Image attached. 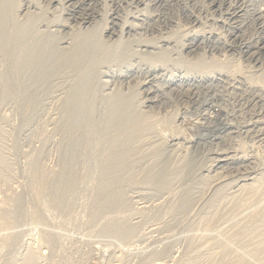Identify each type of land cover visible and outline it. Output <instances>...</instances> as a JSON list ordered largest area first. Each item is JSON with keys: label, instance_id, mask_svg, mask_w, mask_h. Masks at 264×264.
Returning <instances> with one entry per match:
<instances>
[{"label": "rangeland", "instance_id": "374dc122", "mask_svg": "<svg viewBox=\"0 0 264 264\" xmlns=\"http://www.w3.org/2000/svg\"><path fill=\"white\" fill-rule=\"evenodd\" d=\"M0 264H264V0H0Z\"/></svg>", "mask_w": 264, "mask_h": 264}, {"label": "bare ground", "instance_id": "6f19581e", "mask_svg": "<svg viewBox=\"0 0 264 264\" xmlns=\"http://www.w3.org/2000/svg\"><path fill=\"white\" fill-rule=\"evenodd\" d=\"M75 11H76V10H75ZM90 20H91V19H90ZM84 22H85V21H84ZM85 23H86V22H85ZM110 34H114V32H112V33L110 32ZM110 34H109V35H110ZM118 38H119V37H118ZM120 38H121V37H120ZM120 38H119V40H120ZM116 41H117V40H116ZM117 43H118V42H117ZM194 43H195V42H194ZM191 44H192V43H191ZM181 142H182V141H181ZM233 159H234V158H233ZM221 160H222V159H221ZM224 160H225V159H224Z\"/></svg>", "mask_w": 264, "mask_h": 264}, {"label": "built area", "instance_id": "2783aa9c", "mask_svg": "<svg viewBox=\"0 0 264 264\" xmlns=\"http://www.w3.org/2000/svg\"><path fill=\"white\" fill-rule=\"evenodd\" d=\"M214 110H215V112H217V114H219V110H218V108H215Z\"/></svg>", "mask_w": 264, "mask_h": 264}]
</instances>
